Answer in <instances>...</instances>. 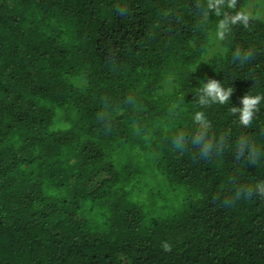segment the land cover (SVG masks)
Listing matches in <instances>:
<instances>
[{
    "label": "trees",
    "instance_id": "1",
    "mask_svg": "<svg viewBox=\"0 0 264 264\" xmlns=\"http://www.w3.org/2000/svg\"><path fill=\"white\" fill-rule=\"evenodd\" d=\"M208 79L229 104L197 103ZM247 93L264 19L246 0H0V264H264Z\"/></svg>",
    "mask_w": 264,
    "mask_h": 264
},
{
    "label": "clouds",
    "instance_id": "2",
    "mask_svg": "<svg viewBox=\"0 0 264 264\" xmlns=\"http://www.w3.org/2000/svg\"><path fill=\"white\" fill-rule=\"evenodd\" d=\"M239 19V17H238ZM222 35V34H221ZM240 53L236 54L237 58H240ZM233 89L231 87H225L220 81L215 79H208L202 83L200 93L197 97V103L200 106H207L209 104L225 105L230 103V97ZM264 101V96L245 94L240 99L239 107H231L232 113L238 117L239 123L243 126H248L255 114L258 111V106ZM195 122L200 125V133L194 138V143L201 147V154L207 156L213 149L211 141L206 139L204 130L207 129L208 122L205 114L202 111H198L194 114ZM183 137H178L175 141L177 147H182ZM243 144V141L241 142ZM260 193H264V187L258 189ZM241 193H238V195ZM247 194V193H244Z\"/></svg>",
    "mask_w": 264,
    "mask_h": 264
},
{
    "label": "rangeland",
    "instance_id": "3",
    "mask_svg": "<svg viewBox=\"0 0 264 264\" xmlns=\"http://www.w3.org/2000/svg\"><path fill=\"white\" fill-rule=\"evenodd\" d=\"M221 1H227V0H221ZM246 11L249 16L257 17L260 19H264V0H246ZM220 37V34L219 36ZM223 49L218 42L215 46V49L211 52L213 54L214 52H222Z\"/></svg>",
    "mask_w": 264,
    "mask_h": 264
}]
</instances>
